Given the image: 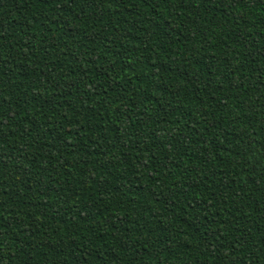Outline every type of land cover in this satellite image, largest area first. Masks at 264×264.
<instances>
[{"label": "trees", "instance_id": "obj_1", "mask_svg": "<svg viewBox=\"0 0 264 264\" xmlns=\"http://www.w3.org/2000/svg\"><path fill=\"white\" fill-rule=\"evenodd\" d=\"M0 264H264V0H0Z\"/></svg>", "mask_w": 264, "mask_h": 264}]
</instances>
